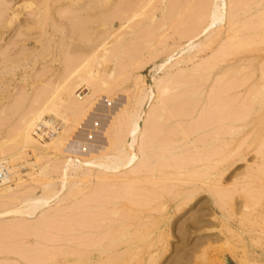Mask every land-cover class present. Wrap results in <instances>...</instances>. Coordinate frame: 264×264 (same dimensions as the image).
I'll use <instances>...</instances> for the list:
<instances>
[{"label":"rangeland","instance_id":"374dc122","mask_svg":"<svg viewBox=\"0 0 264 264\" xmlns=\"http://www.w3.org/2000/svg\"><path fill=\"white\" fill-rule=\"evenodd\" d=\"M184 1L124 0L121 5L117 0L121 8L134 6L138 10L132 32L124 33L121 46L116 38L124 31L119 33L121 23L114 20L111 31L119 34L106 40L104 48L107 46L109 53L103 61L97 60L100 65L91 63L88 75L94 77L92 84L85 74L81 77L83 82L73 77L76 81L72 79L64 85L72 57L78 54L73 62L86 58L82 47L98 44L108 36L107 29H89L86 13L100 19V8L115 0H0V151L4 149L3 157H17L16 175L0 187V212L22 208L21 204L30 199L53 198L32 216L0 219V264H264V0H227V20L203 34L217 0ZM78 8L87 11L82 16L67 12ZM91 8L94 12L88 13ZM46 13L50 16L48 21ZM60 14L68 19L65 21ZM69 18H79V23L74 22L78 19L66 23ZM196 20L203 26H197ZM73 22L75 26L86 24L83 30L80 25L79 30ZM131 37L138 41V37L143 38L137 43ZM127 42L133 44L128 48ZM114 46L118 48L114 51L121 53L115 54L117 58L116 51L110 54ZM166 53L173 56L168 63ZM152 56L154 60L150 59ZM105 60H111L105 63L106 68L102 67ZM84 78L90 79V84ZM68 84L74 88L70 92L73 101L85 105V110L76 115L66 110L71 103L65 92ZM163 85L167 93L158 89ZM55 92V101L66 98L60 111L74 122L66 123L53 113L46 114L32 133L34 143L16 146L13 139L20 134L23 121L33 118L36 103L39 105ZM152 93L160 98L153 103ZM226 111H230L229 116ZM241 113L245 116L243 126L240 123L242 128L236 137L229 136V122L242 118ZM135 117H139L141 132H147L148 126L151 131L152 127L154 139L152 132L144 133L157 149L149 143L145 154L142 151L145 157L138 152L135 164L125 169L108 171L87 164L89 160L97 164L98 155L103 160L107 151L104 161L115 158L118 152H113L109 142L120 141L126 124ZM209 117L214 122L211 128ZM219 119H227L228 123L222 122L218 127ZM152 120L155 124H151ZM44 121L53 125L47 129L42 126ZM217 129L229 137L223 133L226 140L215 146L214 135L220 133ZM64 132L67 140L60 150L56 149L55 140ZM228 139L231 140L227 142ZM126 140L130 138L122 142ZM209 157L220 162L209 166ZM196 161H206V170L197 168ZM141 162H145L143 169L137 166ZM193 165L196 168L192 169ZM60 251L66 255L59 257ZM51 252H59V258Z\"/></svg>","mask_w":264,"mask_h":264},{"label":"bare ground","instance_id":"6f19581e","mask_svg":"<svg viewBox=\"0 0 264 264\" xmlns=\"http://www.w3.org/2000/svg\"><path fill=\"white\" fill-rule=\"evenodd\" d=\"M121 1H124V0H120V4L122 5V2ZM125 1H127V0H125ZM133 1V0H132ZM151 1V0H150ZM153 1V0H152ZM186 1V0H185ZM184 1V2H185ZM117 2V0H115V2H112L113 3V5H112V3L111 4H108V5H105V7H103V8H100L102 11L100 12V14H101V18L100 19H98V17L97 18H95V16H93L92 14H90V15H87V13H86V17H87V25L88 26H90V28L89 29H92L93 30V28H100V29H102L103 30V32L105 31L104 29H107L106 31L108 32V36H107V38L106 39H102L98 44H95L94 43V41H93V43L94 44H90L91 46H88V45H86V46H83L82 47V49L86 52V54H87V56H86V58H84V59H82V57H80L81 58V60H76V62H73V59L75 60V58H76V56L78 57V54H75V56H74V54H71V55H73L74 56V58L72 57V62H70V63H72L71 64V66H68L67 68H69L68 70H67V68H66V72H67V76H66V78L64 79V81H63V79H62V81H63V83H65L64 85H66L67 83H69L72 79L74 80V78L73 77H76V80H78L79 78L80 79H82L84 76H85V74L86 75H88V73H89V75L91 74V72H90V70H89V67L91 66V63L93 62V61H95V62H98V63H96V65L98 66V65H100V62L99 61H97V60H102V58L104 57V56H106L107 55V53H109L108 52V48H107V46L104 48V46H105V44H106V40H108L111 36H113V38L117 35V34H119V33H121V31H124V32H122L119 36H118V38H116L117 39V41H119V43L118 44H121L120 43V41L121 40H124L125 38V34H127V33H131L132 32V25H133V27H135V24H136V18L139 16V14L137 13V11H135L136 10V8H133L134 6H131L132 8L131 9H129L127 6H125L126 7V9L125 8H121V7H119L120 6V4H118V3H116ZM174 2V1H173ZM214 2V1H213ZM226 2H227V0H217V2H216V4H214V8H213V10L211 11V13H210V18L209 17H207L208 19H209V22H208V25L206 26V28H202L203 30L201 31V34H203L204 32H206L207 30H209L211 27H213V26H215V25H217L218 23H222V22H225V20H227V18H226V16H227V4H226ZM232 2V1H231ZM108 3V2H107ZM125 3V2H124ZM134 3V2H133ZM101 4L102 3H100V5L99 6H101ZM126 4V3H125ZM45 5V4H44ZM92 5V4H91ZM91 5H89V6H91ZM149 5V4H148ZM207 5V4H206ZM43 6V5H42ZM85 6V5H84ZM86 6H88V4L86 5ZM98 5H96V8H98L97 7ZM102 6H103V4H102ZM173 7V6H172ZM213 7V6H212ZM44 8H45V6H44ZM88 8V7H87ZM86 7H85V9H87ZM94 9H96L95 7H93ZM139 8V7H138ZM150 8V7H149ZM148 8V9H149ZM178 8V7H177ZM37 9V8H36ZM67 9V8H66ZM65 9V10H66ZM69 9V8H68ZM85 9H83V8H78V9H74V10H70V11H67L68 13H70V12H72L71 14H74L75 15V13H77L78 15L80 14H82V13H84V11H85ZM94 9H92L91 8V10L89 11L88 10V13H93L94 12ZM134 9V10H133ZM141 9V8H140ZM45 10H47L48 11V9H45ZM202 10H203V8H202ZM46 11V12H47ZM65 11V12H66ZM87 11V10H86ZM85 11V12H86ZM143 12V11H142ZM2 14H3V12H1ZM38 13V12H37ZM47 13H49V12H47ZM47 13H46V16H47V19H45V20H47L48 21V19H50V18H48V16L49 15H47ZM64 13V12H63ZM201 13V12H200ZM39 14V13H38ZM67 14V13H66ZM66 14H64V16L66 15ZM85 14V13H84ZM99 14V15H100ZM61 15V17H62V19H64V17L62 16V14H60ZM41 16V15H40ZM82 16V15H81ZM202 16V15H201ZM50 17V16H49ZM59 17V16H58ZM72 17V16H71ZM86 17H84V18H86ZM56 18V17H55ZM80 18V21H81V17H79ZM79 18H77V19H75V18H69L70 19V21L69 22H66V23H70L71 24V22H72V19H75V20H77V21H74L76 24H78L79 23ZM83 18V19H84ZM52 19V18H51ZM68 19V18H67ZM66 19V16H65V21L67 20ZM114 20H119L120 21V29L118 30L119 31V33L116 31H114V32H112L111 31V28L113 27V21ZM144 20V19H143ZM203 20V19H202ZM201 20V21H202ZM37 21V20H36ZM52 21L53 22H55V20H53L52 19ZM134 21H135V24H134ZM72 23V25H74L75 26V23ZM138 22H139V20H138ZM197 22V20L195 21V24H197V26H198V24L200 23V22H198V23H196ZM61 23V22H60ZM86 23H81L80 22V25H81V27H82V30H83V26H84V24H86ZM202 23V22H201ZM200 23V25H202ZM204 23V22H203ZM206 23V22H205ZM62 24V23H61ZM64 24V23H63ZM155 24V23H154ZM207 24V23H206ZM72 25H71V27H72ZM80 25H76L78 28L80 27ZM87 25H85V26H87ZM194 25V24H193ZM192 25V26H193ZM65 26H66V24H65ZM75 26V27H76ZM94 26V27H93ZM191 26V25H190ZM191 26V27H192ZM195 26V25H194ZM203 26V25H202ZM220 26V25H219ZM43 28V27H42ZM54 28V27H53ZM63 28V27H62ZM66 28V27H65ZM68 28H69V26H68ZM74 28V27H73ZM85 28V27H84ZM88 28V27H87ZM160 28V27H159ZM194 28V27H193ZM193 28H192V30H193ZM64 29V28H63ZM75 29V28H74ZM190 29V28H189ZM198 29V28H197ZM24 30V29H23ZM76 30H77V28H76ZM79 30H81V28H79ZM99 30V29H98ZM191 30V29H190ZM195 30V29H194ZM211 30V29H210ZM100 31V30H99ZM196 31V30H195ZM194 31V32H195ZM73 32H74V30H73ZM126 32V33H125ZM188 32V31H187ZM199 32H200V30H199ZM75 33V32H74ZM77 33V32H76ZM92 33V32H91ZM97 33V32H96ZM125 33V34H124ZM138 33H139V31H138ZM148 33V32H147ZM154 33V32H153ZM102 34V33H101ZM191 34V33H190ZM73 35V34H72ZM134 34H132V36H133ZM200 35V34H199ZM116 36V37H117ZM153 36H154V34H153ZM100 37V36H99ZM104 37V36H103ZM150 37V36H149ZM17 38V37H16ZM132 39L133 38H136V37H131ZM138 38H140V40L142 41V38L143 37H138ZM147 38V37H146ZM151 38V37H150ZM156 38V37H155ZM154 38V39H155ZM68 39V38H67ZM95 39H97V37L95 38ZM94 39V40H95ZM115 39V40H116ZM14 40V39H13ZM82 40H83V38H82ZM131 40V39H130ZM140 40L138 41V39L136 38V41H137V43H139L140 42ZM145 40V39H144ZM33 41V40H32ZM51 41V40H50ZM85 41V40H84ZM113 41V40H112ZM134 41V40H133ZM136 41H134V42H136ZM161 41V40H160ZM188 41V40H187ZM36 42V41H35ZM124 42V41H123ZM129 42V41H128ZM127 42V43H128ZM190 42V41H189ZM0 43H1V41H0ZM56 43V42H55ZM76 43V42H75ZM132 44H133V42H131ZM130 43V44H131ZM141 43V42H140ZM147 43V42H146ZM158 43V42H157ZM163 43V42H162ZM73 44V43H72ZM129 43L127 44V47L129 48V45H130ZM125 45H126V43H125ZM124 45V46H125ZM150 45H152V44H150ZM169 45H171V44H169ZM177 45V44H176ZM175 45V46H176ZM189 45V44H188ZM48 46V45H47ZM46 46V47H47ZM74 47H75V45H73ZM77 46V45H76ZM118 46V48L119 49H121L119 46L120 45H117ZM121 46H122V44H121ZM137 46V45H136ZM156 46H158V45H156ZM187 46V45H186ZM51 47V46H50ZM73 47V48H74ZM79 47V46H78ZM162 47V46H161ZM170 47V46H169ZM190 47V46H189ZM188 47V48H189ZM81 48V47H80ZM115 48H117L116 46H114V48H112L113 50H111V53L110 54H112V52L114 53L115 51H114V49ZM117 48V49H118ZM151 48V47H150ZM126 49V48H125ZM133 49V51H134V47H131V50ZM147 49V48H146ZM151 49H154V46L151 48ZM156 49V48H155ZM161 49V48H160ZM46 50H48V49H46ZM75 50V49H74ZM122 50V49H121ZM188 50V49H187ZM5 51H7L6 49H5ZM21 51V50H20ZM73 51V50H72ZM140 51H142V50H140ZM76 52V51H75ZM117 52V51H116ZM122 52V55L121 56H123V52H124V49H123V51H121ZM170 52V51H169ZM183 52V51H182ZM20 53V52H19ZM72 53V52H71ZM74 53V52H73ZM81 53V52H80ZM139 53H141V52H139ZM172 53V52H171ZM29 54V53H28ZM50 54V53H49ZM48 54V55H49ZM82 54V53H81ZM85 54V55H86ZM109 54V55H110ZM120 55L121 53H114V55ZM158 54H160V53H158ZM166 54H168V53H166ZM36 55V54H35ZM85 55H83V56H85ZM115 55V56H116ZM131 55V54H130ZM151 55V54H150ZM170 55V56H169ZM70 56V55H69ZM121 56L119 57V58H121ZM125 56H126V54H125ZM128 56V55H127ZM136 56V55H135ZM141 56V55H140ZM145 56V55H144ZM156 56H157V54H156ZM133 57H134V55H133ZM154 57H155V55H154ZM161 57V56H160ZM173 56H171V54H168V58L166 59V61L167 60H169V62H170V59H173L172 58ZM1 58V57H0ZM80 58H78V59H80ZM113 58H115V57H113ZM116 58H117V56H116ZM138 58H139V56H138ZM153 58V56L150 58V59H152ZM4 59V58H3ZM70 59L71 58H69V60L67 59L66 60V62L68 63V61H70ZM122 59V58H121ZM152 60H154V58L152 59ZM161 60H162V58H161ZM103 61V60H102ZM101 61V62H102ZM106 61V62H105ZM104 62H103V64H102V67H103V65H104V68H106L107 67V65H105V63L106 64H109V62L111 61V60H105ZM135 61V60H134ZM215 61V60H214ZM30 62V61H29ZM65 62V65H64V67L66 66V63ZM147 62V61H146ZM163 62V61H162ZM50 63H51V61H50ZM62 63V62H61ZM139 63V62H138ZM165 63V62H164ZM166 63H168V61L166 62ZM22 64V63H21ZM64 64V63H63ZM118 64V63H117ZM140 64V63H139ZM171 64V63H170ZM69 65V64H68ZM120 65V64H119ZM124 65V64H123ZM122 65V66H123ZM165 65V64H164ZM172 67L173 66H175L174 64H172L171 65ZM161 67V66H160ZM159 67V68H160ZM171 67V68H172ZM84 68V69H83ZM103 68V69H104ZM137 68V67H136ZM88 69V70H87ZM117 69H118V66H117ZM119 69H120V67H119ZM126 69V68H125ZM139 69V68H138ZM13 70V69H12ZM123 70V69H122ZM132 70V69H131ZM137 70V69H136ZM29 72V71H28ZM101 72V71H100ZM110 72V71H109ZM11 73H13V72H11ZM115 73V72H114ZM110 74V73H109ZM120 74V73H119ZM11 75V74H10ZM84 75V76H83ZM88 75V76H89ZM97 75V74H96ZM108 75V74H107ZM79 76V77H78ZM87 76V77H88ZM114 76H115V74H114ZM113 76V77H114ZM207 76V75H206ZM64 77V76H63ZM82 77V78H81ZM89 78H90V76H89ZM91 78H94V77H91ZM90 78V79H91ZM100 78H101V75H100ZM85 79V78H84ZM90 79H88V80H90ZM55 80H56V77H55ZM76 80H74V81H76ZM86 80V79H85ZM88 80H86V82L88 81ZM202 80V79H201ZM5 81V80H4ZM84 80L82 79V82H83ZM91 81V84H92V79L90 80ZM110 81H112V80H110ZM159 81H161V80H159ZM78 82V81H77ZM117 82V81H116ZM166 82H169L168 80L166 81ZM171 82V81H170ZM169 82V83H170ZM174 82V81H173ZM173 82H171V83H173ZM176 82V81H175ZM189 82V81H188ZM75 83V82H74ZM73 83V84H74ZM87 83H89L90 84V82L88 81ZM187 83V82H186ZM204 83V82H203ZM77 84V83H76ZM89 84H87L88 86H89ZM111 84V83H110ZM160 84V83H159ZM166 85H168V83L166 84ZM59 86V85H58ZM76 86V85H75ZM88 86H86L87 87V89H89V87ZM180 86V85H179ZM235 86V85H234ZM71 87H72V85H70V84H68V87L65 89V92L66 93H68V96H69V102H71L70 104H69V106H67L66 107V110H69L71 113H75V115L76 114H79V113H81L82 112V107L83 108H85L84 106V103H83V106L82 105H80V104H78L76 101H73V99H74V95H73V97H72V94H70V92H71V90H73L74 88H72L71 89ZM92 87V86H91ZM111 87V86H110ZM157 87V86H156ZM51 88V87H50ZM166 88H168V87H166ZM49 89V88H48ZM158 89L160 90V92H166L167 91V89H165V86L163 85V87L162 86H160V88L158 87ZM157 89V90H158ZM162 89V90H161ZM50 90V89H49ZM61 90V89H60ZM156 90V91H157ZM169 90V89H168ZM172 90V89H171ZM176 90V89H175ZM80 91V90H79ZM58 92V91H57ZM57 92H55V93H53V95L49 98V99H47V100H45L44 98H43V102H38V104L39 105H37V103H36V106H38V107H36V109H34V110H37L36 111V113H35V111L34 110H32V111H34V113L35 114H33L34 116H33V118H29V119H26V120H22L23 121V127H21V132L19 131V135L18 136H16V138L15 139H13V142L15 143V145L16 146H22V145H24V146H26V144H33L34 142V140H33V138H34V136L32 137V133L34 132V130L36 131V127L38 126L37 125V122H39V121H42V119H43V117L46 115V114H51V113H53L52 115H54L55 117H57V118H62L61 120H63L64 122H66V123H71V122H74V120H72L71 122L69 121V119L67 120V118L65 117V114L64 113H66L65 111H64V113H62L61 111H60V107L62 106V100L64 99V96H63V98H59L58 99V97H57V101H55V99H54V96H55V94L57 93ZM108 92V91H107ZM158 92V91H157ZM159 92V94H158V96L160 97L161 95V93ZM194 92V91H193ZM104 93V92H103ZM167 93V92H166ZM165 93V94H166ZM249 93V92H248ZM47 94V93H46ZM63 94H65V93H63ZM176 95V94H175ZM66 96V95H65ZM70 96H71V98H70ZM76 96V95H75ZM44 97V96H43ZM61 97H62V95H61ZM67 97V96H66ZM146 97V96H145ZM144 97V98H145ZM156 98V96H155V94L154 93H152L151 94V97H150V100H151V102L153 103L156 99H160V98ZM77 98H80L79 96L77 97ZM77 98H75V99H77ZM148 98H149V96H148ZM163 98V94H162V97H161V99ZM175 98V97H174ZM66 99V98H65ZM64 99V100H65ZM235 99V98H234ZM35 100V99H34ZM67 101V100H66ZM65 101V102H66ZM77 101H78V99H77ZM62 102V103H61ZM141 102H143V101H141ZM151 102H150V104H151ZM167 102H168V100H167ZM157 103V102H156ZM188 103V102H187ZM67 104H68V102H67ZM66 104V105H67ZM163 104V103H162ZM161 104V107H163V105ZM220 104V103H219ZM231 104V103H230ZM32 105V104H31ZM142 105V104H141ZM153 105V104H152ZM157 105H158V103H157ZM186 105V104H185ZM229 105V104H228ZM166 106V105H165ZM164 106V107H165ZM34 107V106H33ZM163 107V108H164ZM163 108H161V110L163 109ZM180 108V107H179ZM182 108V107H181ZM186 108L187 107H185L184 109L186 110ZM193 108H194V106H193ZM192 108V109H193ZM223 108V107H222ZM222 108H221V110H222ZM154 109H155V107H154ZM184 109H182V110H184ZM195 109V108H194ZM217 109V108H216ZM249 109V108H248ZM31 110V109H30ZM64 110V109H63ZM85 110V109H84ZM83 110V111H84ZM220 110V109H219ZM218 110V111H219ZM28 111V110H27ZM87 111V110H86ZM119 111V110H118ZM203 111V110H202ZM214 111H215V109H214ZM68 112V111H67ZM172 112V111H171ZM177 112V111H176ZM186 113H187V110L185 111ZM227 112V111H226ZM225 112V113H226ZM229 113H230V111H228ZM228 112H227V114H228ZM232 112V111H231ZM236 112V111H235ZM234 112V113H235ZM238 112V111H237ZM243 112V111H242ZM167 113H168V111H167ZM179 113H180V110H179ZM179 113H178V115H179ZM186 113H184V116H188V115H185ZM216 113V112H215ZM219 113V112H218ZM217 113V114H218ZM233 113V112H232ZM231 113V114H232ZM244 113V112H243ZM5 114V113H4ZM29 114H31V113H29ZM84 114V113H83ZM83 114H81L82 116H84ZM89 114H90V112H89ZM154 114V113H153ZM152 114V115H153ZM171 114V113H170ZM188 114V113H187ZM212 114V113H211ZM214 114V113H213ZM220 114V113H219ZM224 114V113H223ZM247 114V113H246ZM71 115H73V114H71ZM155 115V114H154ZM177 115V114H176ZM178 115H177V117H178ZM182 115V114H181ZM191 115V114H190ZM189 115V116H190ZM236 115H237V113H236ZM241 115H242V113H241ZM102 116V115H101ZM156 116V115H155ZM169 116V115H168ZM203 116V115H202ZM224 116H225V114H224ZM223 116V117H224ZM228 116H229V114H228ZM243 116H244V114L242 115V118H238L237 120H235L234 121V119H233V122L232 121H230L229 122V127H230V129H231V132L229 133V136H235L236 137V135H237V132L239 131V129L240 128H242L241 127V125L243 126V121H242V119H244L245 118V116H244V118H243ZM28 117V116H27ZM26 117V118H27ZM92 117V116H91ZM171 117V116H170ZM182 117V116H181ZM185 117V118H186ZM215 118H216V116H214ZM222 117V116H221ZM221 117H219V118H221ZM226 117V116H225ZM230 117L232 118L233 117V114L232 115H230ZM71 118H72V116H71ZM73 118H74V115H73ZM83 118V117H82ZM93 118V117H92ZM149 118V117H148ZM179 118V117H178ZM177 118V119H178ZM209 118H211V117H209ZM218 118V117H217ZM227 118V117H226ZM234 118V117H233ZM237 118V117H236ZM235 118V119H236ZM55 119V118H54ZM133 119V120H132ZM150 119H152L151 117H150ZM154 119H155V117H154ZM182 119V118H181ZM200 120L201 119H203V117H200L199 118ZM208 119V118H207ZM247 119V118H246ZM249 119V118H248ZM76 120H81V118H79V119H76ZM126 120V119H125ZM128 120V119H127ZM126 120V121H127ZM161 120V119H160ZM220 120V119H219ZM223 120V119H222ZM222 120H220L218 123H220V124H218V127L221 125V123L222 122H224V123H228L227 122V119H224V120H226V122L225 121H222ZM245 120V119H244ZM51 121H53V119L51 120ZM54 121H56V120H54ZM53 121V122H54ZM62 121V122H63ZM125 121V122H126ZM131 121V122H130ZM127 124H126V131L124 132H121V133H123L122 134V139L124 140V138L125 139H127L128 137L130 138V140H126L125 142H122V139L119 141V139L118 140H116V138H115V140L116 141H114V140H109L108 142L109 143H111V144H109L110 146H111V149H113V152H118V153H116V157L115 158H110L109 156V161H108V159L106 158L105 159V161H104V157H107V155H108V153H109V151H107V150H104V152H106L107 151V155L105 154V156L103 157V160H102V158L100 157V155H98V153H97V155L99 156V158H101V159H99L98 158V156H96L97 158H98V160H97V164L95 163V162H93V161H91V162H87V160H86V162H87V164L89 163V165L90 166H96L97 168L98 167H100V168H105L106 170H118V169H120V168H123V169H125V168H127V167H129V166H131L132 164H135L134 162L136 161V158H138L137 157V153L138 152H141L140 154H142V155H144L145 154V149H147V147H148V145H149V143H151V141L149 142L148 140H149V133H151L152 132V137L151 138H153L154 137V135H153V129H152V127H151V131H150V129H147L146 128V130H147V132L146 131H144V132H146L148 135H146L144 132H141L142 131V128H141V124H139V117H135V118H131V120H130ZM147 121V120H146ZM166 121V120H165ZM179 121V120H178ZM185 121V120H184ZM183 121V122H184ZM208 121V120H207ZM24 122H25V124H24ZM45 122V121H44ZM53 122L52 123H48V122H45L42 126H47V129H48V126H51V125H53ZM58 122H60V121H58ZM76 122V121H75ZM79 122V121H78ZM125 122H124V124H125ZM148 122H149V119H148ZM155 122L156 121H154L153 122V120H152V122H151V124H155ZM159 122V121H158ZM197 122H198V120H197ZM206 122V121H205ZM205 122H204V124H205ZM209 122V121H208ZM212 122V118L210 119V123ZM61 123V122H60ZM66 123H64V124H66ZM122 123V122H121ZM150 123V122H149ZM185 123V122H184ZM184 123H182V124H184ZM214 123V122H213ZM213 123H211L210 124V128H211V125L213 124ZM240 123H241V125H240ZM244 123H245V121H244ZM41 124V123H40ZM74 124V123H73ZM78 124V123H77ZM150 124V125H151ZM181 124V125H182ZM196 124V123H195ZM57 125V124H56ZM63 124H61V126H62ZM70 125V124H69ZM79 125V124H78ZM159 125V124H158ZM197 125H198V123H197ZM200 125V124H199ZM217 125V124H216ZM224 125V124H223ZM247 125V124H246ZM250 125H251V122H250ZM65 126V125H64ZM90 126V125H89ZM93 126H96V125H93ZM120 126H121V124H120ZM209 126V125H208ZM215 126V125H214ZM121 127H123V126H121ZM213 127V126H212ZM226 127V126H225ZM246 127V126H245ZM40 128V127H39ZM38 128V129H39ZM56 128H57V126H56ZM71 128V127H70ZM69 128V129H70ZM79 128V127H78ZM93 128V127H92ZM120 128V127H119ZM193 128H194V126H193ZM47 129H46V133H48L47 132ZM55 129V128H54ZM58 129V128H57ZM63 129H65V127H63ZM73 129V128H72ZM71 129V130H72ZM124 129V128H123ZM122 129V130H123ZM154 129H155V127H154ZM204 129V128H203ZM218 129H220V128H218ZM218 129H217V131L216 132H220V131H218ZM228 127H227V132H228ZM44 130V129H43ZM67 130V129H66ZM65 130V131H66ZM70 130V132H72ZM91 130V129H90ZM106 130H107V128H106ZM120 130V129H119ZM121 130V131H122ZM205 130H207V129H205ZM246 130V129H245ZM38 131V130H37ZM39 131H41V130H39ZM51 131V130H50ZM49 131V132H50ZM55 131V130H54ZM78 131H79V129H78ZM156 131V130H155ZM211 131V130H210ZM222 131V130H221ZM242 131V130H241ZM244 131V130H243ZM55 132H57V131H55ZM93 132V131H92ZM95 132V131H94ZM195 132V131H194ZM199 132V131H198ZM204 132V130L202 131V133ZM216 132H214V133H216ZM46 133H44V134H46ZM54 133V132H53ZM58 133H60V132H58ZM67 133H68V131H67ZM66 133V134H67ZM84 133H86V131L84 132ZM119 134H120V132H118ZM124 133H126V134H124ZM155 133V132H154ZM158 133V132H157ZM206 133H208V132H206ZM205 133V134H206ZM209 133H211V132H209ZM223 133H225L224 132V130H223V132L221 133H217V134H215L214 135V138H213V142H214V145L216 146V144L215 143H220V144H222L221 143V141L223 142V140L225 139H223V137H224V134ZM241 133V132H240ZM36 134V133H35ZM41 134H43L42 132H41ZM65 134V132L64 133H62L60 136H59V138L58 139H56L55 140V143H56V146H54V147H56V149H59L60 150V147L64 144V142L67 140V135ZM83 134V133H82ZM138 134H140V136H138ZM198 134V133H197ZM212 134V133H211ZM210 134V135H211ZM226 135H227V137H229L228 136V133H225ZM231 134V135H230ZM84 135V134H83ZM82 135V136H83ZM123 135H125V137L123 138ZM127 135V136H126ZM171 135V134H170ZM49 136V135H48ZM54 136V135H53ZM40 137V136H39ZM50 137V136H49ZM90 137V136H89ZM187 137V136H186ZM204 137H206V136H204ZM110 138V137H109ZM185 138V136L183 137V139ZM35 139V138H34ZM154 139V138H153ZM200 139V138H199ZM89 140V139H88ZM185 140V139H184ZM184 140H182V141H184ZM210 140H212V139H210ZM226 140V139H225ZM231 139H228V141L227 142H229ZM86 141V140H85ZM157 141V140H156ZM155 141V142H156ZM159 141V140H158ZM187 141V140H186ZM189 141V140H188ZM201 141H202V139H201ZM233 141V140H232ZM53 142H54V140H53ZM81 142V141H80ZM154 142V141H153ZM154 142V143H155ZM172 143H173V141H171ZM191 142V141H190ZM198 142V141H197ZM6 143V142H5ZM125 143H126V145H125ZM201 143V142H200ZM199 143V144H200ZM205 142H203V144H204ZM208 143H210V142H208ZM7 144V143H6ZM71 144H72V142H71ZM70 144V145H71ZM81 144V143H80ZM176 144V143H175ZM183 144H184V142H183ZM198 144V143H197ZM213 144V143H212ZM151 145H153V146H155V144H150V146ZM223 145H227V143H225V144H223ZM24 146H23V148H24ZM31 146V145H30ZM82 146V145H81ZM89 146V144L87 145L86 144V147H88ZM110 146H108V148L110 147ZM149 146V147H150ZM176 146V145H175ZM196 146V145H195ZM199 146V145H198ZM203 146V145H202ZM201 146V147H202ZM213 146V145H212ZM211 146V143H210V148L212 147ZM219 146H222V145H219ZM230 146V145H229ZM75 147V145L73 146V148ZM80 147V146H79ZM135 147H137V148H135ZM173 147V146H172ZM207 146H205V148H206ZM224 146H222V148H223ZM65 148V147H64ZM76 148V147H75ZM92 148V147H91ZM107 147H106V149H108ZM151 148H152V146H151ZM155 148H156V146H155ZM176 148V147H175ZM203 148H204V146H203ZM213 148V147H212ZM221 148V147H220ZM221 148V149H222ZM224 148H226V146L224 147ZM239 148V147H238ZM263 148V147H262ZM21 149V148H20ZM110 149V148H109ZM127 149V150H126ZM157 149V148H156ZM174 149V148H173ZM197 149V148H196ZM199 149V148H198ZM197 149V150H198ZM208 149V148H207ZM220 149V150H221ZM200 150V149H199ZM219 150V149H218ZM224 150V149H223ZM230 150V149H229ZM262 150V149H261ZM3 151V152H2ZM80 151H81V149H80ZM90 152H91V150H89ZM95 151V150H94ZM130 151V152H129ZM142 151H143V153H142ZM149 152L151 151V150H148ZM205 151H206V149H205ZM204 151V152H205ZM225 151V150H224ZM224 151H223V153H224ZM5 151H4V149H1V151H0V164H3L4 165V170H5V176H4V178H3V180H2V182L0 183V187H2V186H5V185H7L11 180H12V178L14 177V175H16L15 173V165H14V162L17 160V157H15L16 156V154L15 155H12V156H8L7 158H6V155H5V157H3L4 156V153ZM152 152H154V151H152ZM197 152V151H196ZM202 152V151H201ZM201 152H199V153H201ZM263 152V151H262ZM89 153V152H88ZM87 153V154H88ZM112 153V152H111ZM203 153V152H202ZM58 154V153H57ZM65 154V153H64ZM67 154H68V152H67ZM77 154V153H76ZM113 154V153H112ZM152 154V153H151ZM207 154V153H206ZM209 154H211V153H209ZM226 154V153H225ZM3 155V156H2ZM81 155V154H80ZM83 155H86V154H83ZM91 155V154H90ZM102 155H104V153L102 154ZM118 155V156H117ZM139 155V154H138ZM198 155V154H197ZM200 155V154H199ZM202 155V154H201ZM204 155H205V153H204ZM203 155V156H204ZM219 155H221L220 153L218 154V156ZM259 155V154H258ZM75 156V155H74ZM77 156V155H76ZM75 156V157H76ZM82 156V155H81ZM89 156V155H88ZM94 156V155H93ZM113 156V155H112ZM149 156H150V158L152 157L150 154H149ZM163 156V155H162ZM191 156V155H190ZM202 156V157H203ZM207 156V155H206ZM205 156V157H206ZM212 156H213V154H212ZM215 156H216V154H215ZM218 156H216V157H218ZM79 157V156H78ZM95 157V158H96ZM114 157V156H113ZM144 157H145V155H144ZM165 157V156H164ZM163 157V158H164ZM200 157V159H202V157L201 156H199ZM216 157L214 158V160H211V157H209V161L206 163V164H208L209 166H210V164L211 163H213V165H214V162H215V164H218L219 162H220V159H216ZM221 157V156H220ZM87 158H89V157H87ZM153 158V157H152ZM189 158V157H188ZM198 158V157H197ZM213 158V157H212ZM224 158V157H223ZM260 158H261V156H260ZM263 158V157H262ZM80 159V158H79ZM112 159V160H111ZM145 159V158H144ZM183 159V158H182ZM192 159H193V161H194V158L192 157ZM206 159V158H205ZM205 159H203V160H205ZM92 160H93V158H92ZM94 160H96V159H94ZM99 160H102V162L101 161H99ZM149 160V159H148ZM191 160V159H190ZM199 160V159H198ZM208 160V159H207ZM206 160V161H207ZM211 160V161H210ZM264 159H262L261 161H263ZM104 161V162H103ZM146 161H147V159H146ZM145 161V162H146ZM152 161V160H151ZM187 161H188V159H187ZM206 161H203V162H206ZM221 161H222V159H221ZM99 162H101V163H99ZM145 162H141V164L139 163V165L137 164V166H139L140 167V165H141V167L140 168H142V164L143 163H145ZM147 162H149V161H147ZM183 162H185V161H183ZM203 162H198L197 163V161H196V163L197 164H199V165H197V168H201V167H207V165L205 164V163H203ZM264 162V161H263ZM84 164V163H83ZM153 164V162H151V165ZM192 164V163H191ZM264 164V163H263ZM187 166V165H186ZM194 166V165H193ZM198 166H200V167H198ZM217 166V165H216ZM185 167V166H184ZM205 167H204V169H205ZM213 167V166H212ZM262 167V166H261ZM93 168V167H92ZM152 168V167H151ZM181 168H183V167H181ZM193 168H196V166H194V167H192V169ZM210 168V167H209ZM208 168V169H209ZM216 169H217V167H215ZM214 168V169H215ZM259 168V167H258ZM143 169V168H142ZM141 169V170H142ZM180 169V168H179ZM186 169H187V167H186ZM189 169V168H188ZM187 169V170H188ZM64 170V169H63ZM63 170H61L62 171V173H63ZM140 170V169H139ZM146 170V169H145ZM183 170H184V168H183ZM182 170V171H183ZM206 170V169H205ZM144 171V170H143ZM189 171V170H188ZM192 171V170H191ZM260 171H261V169H260ZM136 172H137V170H136ZM141 172V171H140ZM179 172H181V171H179ZM184 172V171H183ZM155 173H156V171H155ZM198 173H199V170H198ZM201 173H203V172H201ZM257 173V172H256ZM138 174V173H137ZM61 175H63V174H60V176ZM66 176V172H65V175H64V177ZM92 176V175H91ZM183 176V175H182ZM63 177V176H62ZM61 177V178H62ZM201 177V176H200ZM90 178V177H89ZM141 179V178H140ZM255 179V178H254ZM259 179H260V177H259ZM68 182V181H67ZM205 182V181H204ZM64 183V184H63ZM63 183H62V186L65 188L66 187V182H64L63 181ZM70 183V182H69ZM61 186V187H62ZM74 186V185H73ZM63 187H62V190H63ZM117 188V187H116ZM66 189V188H65ZM201 189V188H200ZM214 189V188H213ZM3 189H1L0 191H2ZM135 190V189H134ZM215 190H216V188H215ZM63 191H65V190H63ZM203 191V190H202ZM206 192H207V190H205ZM80 192V191H79ZM213 192V191H212ZM4 193V192H3ZM3 193H1V194H3ZM52 193V192H51ZM59 193H61V191H59ZM222 193V192H221ZM53 194H55V193H53ZM57 195H58V193H56ZM218 194H220V192H218ZM61 195V194H60ZM59 195V196H60ZM65 195V194H64ZM213 195V194H212ZM58 196V197H59ZM63 196V195H62ZM191 196H192V194H191ZM222 196V195H221ZM50 197V196H49ZM49 197H40L39 199H35V200H32V201H30V200H27V201H25L23 204H21V205H24V207H22V208H17V209H15V210H4V211H2V212H0V219H3V218H5V217H9V216H12V215H26V216H32V215H34L41 207H43V206H46L47 204H49L52 200H53V198H49ZM52 197H54V195H52ZM64 197V196H63ZM217 197H219V196H217ZM60 198H62V197H60ZM142 198H144V197H142ZM57 199V198H56ZM183 200V199H182ZM219 200V199H218ZM183 202V201H182ZM219 202H220V200H219ZM58 203H59V201H58ZM136 203V202H135ZM20 204V203H19ZM31 204H33V205H35V207L33 208V209H30L31 208ZM20 205V206H21ZM36 205H38V207H36ZM63 232V231H62ZM77 245V244H76ZM75 245V246H76ZM25 246V245H24ZM35 246H37V245H35ZM54 246V245H53ZM63 246L64 245H62L61 247L63 248ZM66 246V245H65ZM28 247V246H27ZM47 246H44V248H46ZM55 247V246H54ZM59 247V246H58ZM57 247V248H58ZM56 248V249H57ZM76 249H77V247H75ZM67 249V248H66ZM73 249H74V246H73ZM72 249V250H73ZM68 250V249H67ZM56 251V250H55ZM58 251H59V248H58ZM74 251V250H73ZM48 252V251H47ZM61 252V254H59V252H51V254L53 255H57V258H59V257H61L64 253L62 252V251H60ZM51 254H50V256H51ZM58 254H59V257H58ZM47 255H48V253H47ZM54 255H53V257H54ZM61 255V256H60ZM64 255H66V254H64ZM29 257V256H28ZM63 257V256H62ZM26 258V257H25ZM38 258V257H37Z\"/></svg>","mask_w":264,"mask_h":264},{"label":"built area","instance_id":"2783aa9c","mask_svg":"<svg viewBox=\"0 0 264 264\" xmlns=\"http://www.w3.org/2000/svg\"><path fill=\"white\" fill-rule=\"evenodd\" d=\"M4 176H5L4 165L0 164V183L2 182Z\"/></svg>","mask_w":264,"mask_h":264}]
</instances>
